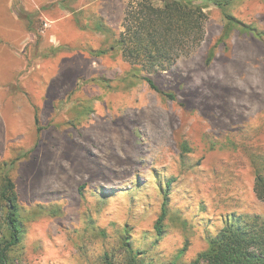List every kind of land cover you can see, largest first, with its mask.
Returning a JSON list of instances; mask_svg holds the SVG:
<instances>
[{
	"label": "rangeland",
	"instance_id": "rangeland-1",
	"mask_svg": "<svg viewBox=\"0 0 264 264\" xmlns=\"http://www.w3.org/2000/svg\"><path fill=\"white\" fill-rule=\"evenodd\" d=\"M131 1L0 0V183L14 181L27 231L16 264H107V251L128 264L132 249L138 264H193L225 219L264 218V0H194L205 40L150 75L174 99L108 50ZM226 14L258 32L226 37Z\"/></svg>",
	"mask_w": 264,
	"mask_h": 264
},
{
	"label": "trees",
	"instance_id": "trees-1",
	"mask_svg": "<svg viewBox=\"0 0 264 264\" xmlns=\"http://www.w3.org/2000/svg\"><path fill=\"white\" fill-rule=\"evenodd\" d=\"M211 1L226 10L237 0ZM226 18V37L234 28L242 29L241 26L250 35L258 32L231 14H226ZM208 19L204 8L194 0H163L162 5H158L155 0H134L127 8L125 30L114 37L108 50L121 52L132 65L134 76H142L153 90L174 99V95L162 91L150 75L170 69L182 56L191 55L199 48L205 40ZM97 28L112 32L103 23ZM108 50L93 54L104 55ZM36 122L39 124L38 116ZM172 184L173 181H169L167 187ZM255 191L259 200L264 202V160L256 169ZM0 214V264H16L13 253L21 246L27 231L16 185L8 174L2 175L0 183ZM168 216V198L165 196L162 215L156 225L160 237L165 232ZM207 243V250L199 254L193 264H264V218L259 215L229 217L216 235L208 237ZM129 244L125 242L127 247ZM114 253L107 251L105 254L107 264H117ZM126 254L130 258L128 264L143 263L140 252L136 253L132 249Z\"/></svg>",
	"mask_w": 264,
	"mask_h": 264
}]
</instances>
